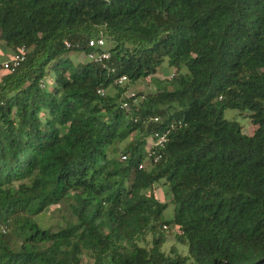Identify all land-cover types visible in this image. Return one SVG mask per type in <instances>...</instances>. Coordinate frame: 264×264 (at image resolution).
I'll return each mask as SVG.
<instances>
[{"label":"trees","instance_id":"trees-1","mask_svg":"<svg viewBox=\"0 0 264 264\" xmlns=\"http://www.w3.org/2000/svg\"><path fill=\"white\" fill-rule=\"evenodd\" d=\"M23 46L0 69V264H264V0H0V48ZM51 205L63 224L43 228Z\"/></svg>","mask_w":264,"mask_h":264},{"label":"rangeland","instance_id":"rangeland-1","mask_svg":"<svg viewBox=\"0 0 264 264\" xmlns=\"http://www.w3.org/2000/svg\"><path fill=\"white\" fill-rule=\"evenodd\" d=\"M3 44V43H1ZM112 45V41L107 40V47H110ZM12 51L11 49H7V52L9 53ZM13 52V51H12ZM10 52V53H12ZM9 53V54H10ZM71 57L74 60L79 59L82 55L81 51H73L71 54ZM5 59H2L0 62H2ZM166 64H164L165 66ZM168 70V69H167ZM171 72H173V68H170ZM1 75V74H0ZM56 72L51 71V77H55ZM159 85L155 82L152 81L151 79L146 78L143 82L140 83V85L136 86L134 91H144V92H155L158 90ZM225 116L228 119H237L241 121L243 124L244 132L248 134H252L255 125L253 124L251 118L247 116V112L244 113H238L235 109H227L225 112ZM65 130H67V127H64ZM137 136L136 134H133L131 137H129L125 141H118L114 145L109 147V151L112 153V151L116 148V151L112 153L113 156L117 157H122L123 152L127 146V144L135 137ZM60 205H51L48 206L42 213L37 215L35 219L38 221V223L43 227V228H49V227H54L56 228L59 225L63 224L62 218H61V212L59 211ZM173 211H174V206L170 205L168 209L165 211V217L170 218L173 216ZM164 230L168 233L167 234V240L166 243L163 245L162 250L165 251L166 253H171V249L173 247H176L179 251L180 254L182 255H188L189 250L188 246L185 244H182L178 242L176 235L179 234L177 230L174 228H168L167 226L164 227ZM152 241H153V236L152 234H148L146 239L141 242V245L151 247L152 246ZM84 264H90L93 262V258L90 255H85L84 256Z\"/></svg>","mask_w":264,"mask_h":264},{"label":"built area","instance_id":"built-area-1","mask_svg":"<svg viewBox=\"0 0 264 264\" xmlns=\"http://www.w3.org/2000/svg\"><path fill=\"white\" fill-rule=\"evenodd\" d=\"M67 46H71L70 43H67ZM79 46V45H78ZM89 47L90 51L88 52V57L90 60L95 61L97 63H104L108 61L111 58V53L108 51L107 47V39L105 36L101 35L99 37H92L89 40ZM26 59V47L23 46L20 51L13 52L10 57L0 62V69L4 70H10L15 71L18 69L21 64ZM112 72H115V68L111 69ZM175 75L174 72L171 73L170 77H173ZM148 79H151V77H147ZM128 80V77L126 75H122L118 78L117 82L123 83ZM100 94H104V90H99ZM122 108H129L130 105L128 102H122L121 103ZM156 121L159 120V118H155ZM174 125H172L173 127ZM155 139L153 142V150L149 154V158L147 161H145L141 167L146 168L148 165L152 164V160L154 162H157L160 158V151L161 149L165 148L168 136L167 132H160L157 131L155 133ZM122 159H127V154L122 155Z\"/></svg>","mask_w":264,"mask_h":264},{"label":"crops","instance_id":"crops-1","mask_svg":"<svg viewBox=\"0 0 264 264\" xmlns=\"http://www.w3.org/2000/svg\"><path fill=\"white\" fill-rule=\"evenodd\" d=\"M10 52H12V51H10ZM10 52H9V53H10ZM9 53H8V52L3 53L2 49L0 48V61H1L2 59H7L8 56L11 55L13 52L10 53V54H9ZM79 59H80V58H79Z\"/></svg>","mask_w":264,"mask_h":264}]
</instances>
